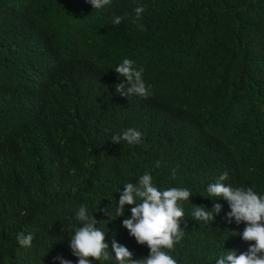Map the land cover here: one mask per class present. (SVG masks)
I'll list each match as a JSON object with an SVG mask.
<instances>
[{"label":"trees","instance_id":"1","mask_svg":"<svg viewBox=\"0 0 264 264\" xmlns=\"http://www.w3.org/2000/svg\"><path fill=\"white\" fill-rule=\"evenodd\" d=\"M113 15L125 19L114 26ZM126 58L143 69L147 99L117 93ZM129 128L139 144L112 142ZM146 172L160 191L191 193L178 201L181 240L161 249L177 264H216L254 244L206 190L227 172L223 183L264 197V0H111L95 11L86 0H0V264H78L69 242L81 206L109 247L92 264H118L113 240L148 257L123 226L134 205L115 214ZM216 203L215 221L191 214Z\"/></svg>","mask_w":264,"mask_h":264},{"label":"clouds","instance_id":"2","mask_svg":"<svg viewBox=\"0 0 264 264\" xmlns=\"http://www.w3.org/2000/svg\"><path fill=\"white\" fill-rule=\"evenodd\" d=\"M94 11L105 8L111 4V0H86ZM145 11L143 6L134 9L135 21L142 19ZM125 19L124 16L113 15L111 23L118 26ZM142 28L143 25L141 24ZM134 61L124 59L114 71L119 74L120 83L116 85L117 93L129 98L138 96L147 99L151 92L142 79L143 69L134 68ZM142 133L136 128L125 130L122 135H114L112 142L119 144L121 140L129 145L139 144ZM159 166V162H157ZM172 179L176 178V169L172 170ZM228 179V173L222 174L219 179L207 187L209 197L223 198L228 201L230 212L227 213L229 223L235 220L236 224L245 223L246 227L241 235L245 242H254L247 252L237 254L236 251H228L222 255L216 264H264V197L259 196L251 187L233 188L223 181ZM191 193L187 189L169 188L163 191L153 184L149 173L143 174L137 184L128 183L120 194L115 214L119 217L124 215L126 205H134L131 209V218L123 220V226L128 229L131 236L139 245H147L150 255L142 260H134L132 253L124 246L112 242V250L118 264H177V262L162 248L171 249L178 243L183 232L181 221L185 213L178 206V201H188ZM139 200V202H137ZM221 212V205L216 203L211 210L206 207L194 206L192 216L196 221L207 223L215 221V216ZM111 217L112 210L106 212ZM81 223L74 236L70 239L69 247L72 254L78 258V264H92L95 261H107L110 259L108 244L105 242L106 234L98 229L99 223L94 215L87 213L85 206H81L76 214ZM184 221V220H183ZM187 226L185 225V228ZM34 239L33 233L21 232L17 236L18 243L23 247H31ZM60 264H71L70 261L58 257Z\"/></svg>","mask_w":264,"mask_h":264}]
</instances>
